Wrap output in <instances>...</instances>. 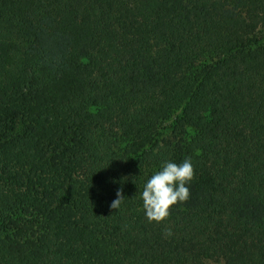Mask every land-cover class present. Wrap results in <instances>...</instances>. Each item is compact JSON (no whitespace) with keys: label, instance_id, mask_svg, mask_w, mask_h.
Listing matches in <instances>:
<instances>
[{"label":"trees","instance_id":"trees-1","mask_svg":"<svg viewBox=\"0 0 264 264\" xmlns=\"http://www.w3.org/2000/svg\"><path fill=\"white\" fill-rule=\"evenodd\" d=\"M0 264H264V0H0Z\"/></svg>","mask_w":264,"mask_h":264},{"label":"clouds","instance_id":"clouds-1","mask_svg":"<svg viewBox=\"0 0 264 264\" xmlns=\"http://www.w3.org/2000/svg\"><path fill=\"white\" fill-rule=\"evenodd\" d=\"M193 174L190 159H185L179 164L165 161L160 169L147 179L139 196L148 222L164 221L173 206L189 199L187 184L193 179ZM124 199L122 191L118 189L110 207L117 209Z\"/></svg>","mask_w":264,"mask_h":264}]
</instances>
